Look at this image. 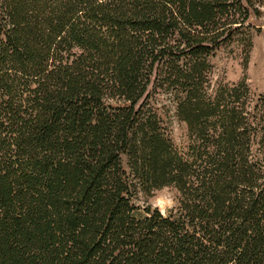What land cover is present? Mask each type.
I'll use <instances>...</instances> for the list:
<instances>
[{
    "label": "trees",
    "instance_id": "trees-1",
    "mask_svg": "<svg viewBox=\"0 0 264 264\" xmlns=\"http://www.w3.org/2000/svg\"><path fill=\"white\" fill-rule=\"evenodd\" d=\"M260 3L0 1V264H264V95L209 92Z\"/></svg>",
    "mask_w": 264,
    "mask_h": 264
},
{
    "label": "rangeland",
    "instance_id": "rangeland-1",
    "mask_svg": "<svg viewBox=\"0 0 264 264\" xmlns=\"http://www.w3.org/2000/svg\"><path fill=\"white\" fill-rule=\"evenodd\" d=\"M258 10L259 17L251 13L248 21L254 29L250 31L252 47L247 56L240 46L230 44L221 46L209 58L212 67L210 94L221 84L237 83L244 79L254 96L264 95V0H261ZM149 104L162 120L171 144L180 151L185 150L188 145L185 124L177 120L171 107L166 111L169 106L165 105L162 97L157 96L156 101H150ZM178 197L174 189L163 188L149 197L139 194L137 204L141 208L149 205L165 214L176 207Z\"/></svg>",
    "mask_w": 264,
    "mask_h": 264
}]
</instances>
